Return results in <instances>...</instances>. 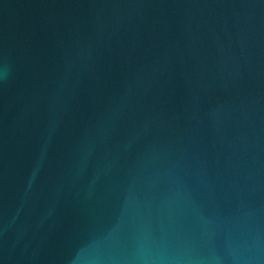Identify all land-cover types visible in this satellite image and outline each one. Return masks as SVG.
Segmentation results:
<instances>
[{
  "label": "water",
  "instance_id": "95a60500",
  "mask_svg": "<svg viewBox=\"0 0 264 264\" xmlns=\"http://www.w3.org/2000/svg\"><path fill=\"white\" fill-rule=\"evenodd\" d=\"M0 264H264V0H0Z\"/></svg>",
  "mask_w": 264,
  "mask_h": 264
}]
</instances>
